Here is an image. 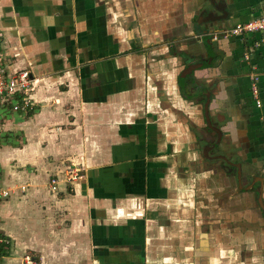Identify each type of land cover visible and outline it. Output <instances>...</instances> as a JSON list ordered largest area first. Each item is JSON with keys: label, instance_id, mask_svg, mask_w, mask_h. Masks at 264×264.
I'll use <instances>...</instances> for the list:
<instances>
[{"label": "crops", "instance_id": "obj_1", "mask_svg": "<svg viewBox=\"0 0 264 264\" xmlns=\"http://www.w3.org/2000/svg\"><path fill=\"white\" fill-rule=\"evenodd\" d=\"M259 15L264 0H0L3 65L36 80L29 113L0 102V183L11 191L0 203V264L238 261L219 244L222 202L207 208L208 190L246 194L264 213V176H246L264 172V42L211 34ZM129 117L132 135L117 128ZM225 148L237 179L209 185L196 174ZM68 162L83 179L65 181Z\"/></svg>", "mask_w": 264, "mask_h": 264}, {"label": "rangeland", "instance_id": "obj_2", "mask_svg": "<svg viewBox=\"0 0 264 264\" xmlns=\"http://www.w3.org/2000/svg\"><path fill=\"white\" fill-rule=\"evenodd\" d=\"M211 13L218 15L215 11H211ZM116 22H118L119 25L112 26L111 32H112V37L114 39V42L116 44H120V42H121L120 35H122V33H121L122 29L120 26L121 21H116ZM223 29H225V28H221L220 30H215L214 32L218 33ZM210 32H212V30H210ZM186 52H187V54L190 53L189 50H187ZM137 60L135 59L136 65L138 63ZM150 60H151V57H150ZM183 61H180L179 64L182 66H186L185 62H183ZM138 66H142V63L140 65L138 64ZM192 90H194V87H190L189 92L188 91L187 92L191 96H192V94L196 95L195 92H192ZM127 111L128 110H126L125 113H130V115L132 114V112H127ZM180 118H181V116H180ZM128 120H130V117H129V119L128 118L123 119V122L117 128H118L119 132H121L125 129L128 131V135H132L131 134L132 131L130 129L135 130L134 126H138L139 123H136V122L135 123H128ZM125 122H127V123H125ZM113 127L115 130L116 123H113ZM211 127H214V125L212 124ZM203 131H204V133H208V131L205 130V128H203ZM209 135H210V133H209ZM204 136H205L204 140H207L209 142L210 139H208L206 135H204ZM196 145L198 146V148H201V147H199V143H197ZM181 151H183V149ZM191 151H192V153H191L192 156L191 157L189 156L188 158L190 161L194 158L193 162H196L197 158H198L197 155H201V153H199V154L197 153V148L194 147V142H193V147H192ZM198 151H200V149ZM229 152H230V150L225 148V150H224L225 155H223L224 158H223L222 162L212 161V163H209L208 161L207 162L204 161V163H205L204 165L206 168L204 167L203 169L204 170L207 169L209 172L205 173V174H196L197 177L202 178V179L207 178V181H210L209 185H211V182L213 183V185H215L217 183L220 184V180H223L224 184H226V185H227V182L231 181L232 179H234V181H235L237 179L236 170H234V172H231L232 175H227V171H226L229 164L227 162H225L224 159H227L226 161H228V158L230 160H232V158L234 157V155L233 154L231 155ZM235 156L237 157V155H235ZM100 162H102V161H101L100 156H99L97 161L94 163H90L89 166H98V165H100L99 164ZM222 165H224V166H222ZM96 168H97V170L100 169V167H96ZM82 169L83 168L81 166H78L76 164H70L68 162V164L65 163V169L60 174L65 175L68 171H75V172L80 171V174L84 177ZM251 171H253V172H251L252 174L249 173V174H246V176L247 175L253 176V174L254 175L257 174L256 175L257 177L258 176H264V172L259 170V168H257V166H255L254 169H252ZM83 177H82V179H83ZM195 177L196 176L194 173L193 175H190L189 178H195ZM79 180H81V179H79ZM212 189H215V192H212ZM231 195H230V197H231ZM177 197H178V200H180L179 202H183V199H181L182 196L177 195ZM230 197H229V194L224 193V195H222V193L219 191V189L217 187H214V186L210 187L208 190V199L207 200H208V205H210V207L207 205V208L215 207L214 205L216 204L215 203L216 200H219L222 202V204L218 203L219 208H217L216 211H215V209L213 210L215 212L214 213L215 218L213 220L218 222L216 224H218V226H219L218 228L220 230L219 244L224 249L223 250L224 255L228 256L230 254L233 257V255L237 253L239 260L233 261L234 264H264V213H263V210L261 209V204L255 200L254 201H252V199L250 200V198H248L246 196V194H241L239 197H235V198H230ZM262 205L264 207V202H262ZM217 212H218V214H217ZM217 215L219 217L218 219H217ZM191 234H192V237H190V239L192 242H195L196 241L195 240V236H196L195 229H194V231L193 230L191 231ZM198 235H199V238L202 239L201 238L202 235L199 232H198ZM203 238H205L209 243H211V241L215 239L214 233L211 234V232H210V233H208V235L206 237H203ZM248 240H251V242H249L250 243L249 245H248ZM212 242H214V241H212ZM189 243H190V240H188L187 244H189ZM189 248L190 247L187 246V248H185V249L188 250ZM193 248L195 250V246H193ZM80 249L82 250L81 253H83L85 251V249L83 248V245H81ZM181 249H184V248H181ZM194 250H193V253H194ZM211 252H214V246L211 247ZM83 254H82V256H83ZM85 255H86V253H85ZM231 262L232 261L229 262L227 259V261H225L224 263L225 264H232ZM82 264H83V261H82Z\"/></svg>", "mask_w": 264, "mask_h": 264}, {"label": "built area", "instance_id": "obj_3", "mask_svg": "<svg viewBox=\"0 0 264 264\" xmlns=\"http://www.w3.org/2000/svg\"><path fill=\"white\" fill-rule=\"evenodd\" d=\"M259 35L258 45L264 42V15H259L250 18L248 21L229 26L218 33L211 34L216 40L222 38H234L239 42H244L249 35ZM1 39V35H0ZM1 43V40H0ZM244 60H249V56L245 55ZM36 80L31 77L27 70L7 71L3 65V54L0 48V102L9 103L11 110L14 112L29 113L33 110V102L31 93L34 90ZM259 77L257 74L250 75L249 92L257 108L261 106L259 99ZM65 181L71 182L82 179L80 171H68L65 174ZM50 191H55L58 178L57 176L50 177ZM11 191L8 187L0 183V203L8 199ZM8 242L0 232V259L2 257L1 250L4 251ZM28 259V258H26Z\"/></svg>", "mask_w": 264, "mask_h": 264}, {"label": "water", "instance_id": "obj_4", "mask_svg": "<svg viewBox=\"0 0 264 264\" xmlns=\"http://www.w3.org/2000/svg\"><path fill=\"white\" fill-rule=\"evenodd\" d=\"M223 18H225V15L223 14ZM209 31V30H208ZM205 34V33H204Z\"/></svg>", "mask_w": 264, "mask_h": 264}, {"label": "trees", "instance_id": "obj_5", "mask_svg": "<svg viewBox=\"0 0 264 264\" xmlns=\"http://www.w3.org/2000/svg\"><path fill=\"white\" fill-rule=\"evenodd\" d=\"M1 253H3L2 250H1Z\"/></svg>", "mask_w": 264, "mask_h": 264}]
</instances>
